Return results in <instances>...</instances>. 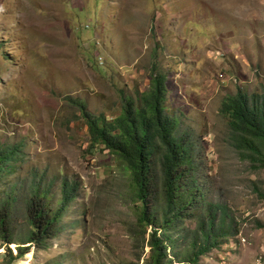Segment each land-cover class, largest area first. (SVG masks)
<instances>
[{
	"label": "rangeland",
	"instance_id": "374dc122",
	"mask_svg": "<svg viewBox=\"0 0 264 264\" xmlns=\"http://www.w3.org/2000/svg\"><path fill=\"white\" fill-rule=\"evenodd\" d=\"M153 63L166 76L165 105L178 130L199 146L206 197L226 206L233 225L191 264H264V167L241 155L220 113L238 88L264 90V0H0V141H21L24 152L1 186L45 173L56 207L61 180L78 184L56 235L39 248L21 243L29 226L26 190L17 188L12 235L29 246L18 255L0 237V264L136 262L138 202L128 174L91 144L75 101L112 117L123 97L148 90Z\"/></svg>",
	"mask_w": 264,
	"mask_h": 264
},
{
	"label": "trees",
	"instance_id": "16d2710c",
	"mask_svg": "<svg viewBox=\"0 0 264 264\" xmlns=\"http://www.w3.org/2000/svg\"><path fill=\"white\" fill-rule=\"evenodd\" d=\"M151 73L148 90L137 97H123L119 112L112 117L87 110L81 100L75 103L87 124L91 144H102L114 154L128 174L131 195L138 202V227L132 237L140 252L131 264H139L145 246L149 250L142 264L197 263L201 255L232 234L231 216L224 204L207 199L199 170V146L189 134L178 130L179 117L165 105V74L155 63ZM220 113L227 119L241 155L253 166L264 167V90L249 93L238 88L224 97ZM23 156L21 141H0V237L6 245L16 243L18 255L30 244L42 247L56 235L78 188L75 180L62 179L59 204L53 207L48 197L54 178L43 184L45 173L30 171L27 185L1 186L5 176L16 175ZM23 187V216L29 228L21 243L28 246L18 245L12 235L19 213L15 207L17 188ZM185 219L195 221L193 229L183 227Z\"/></svg>",
	"mask_w": 264,
	"mask_h": 264
}]
</instances>
